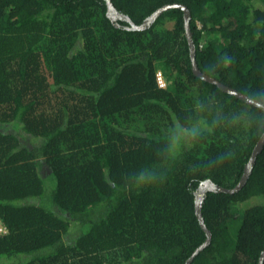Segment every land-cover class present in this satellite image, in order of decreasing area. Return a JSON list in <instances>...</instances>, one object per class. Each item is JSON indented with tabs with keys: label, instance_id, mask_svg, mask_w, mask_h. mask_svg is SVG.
Returning a JSON list of instances; mask_svg holds the SVG:
<instances>
[{
	"label": "trees",
	"instance_id": "trees-1",
	"mask_svg": "<svg viewBox=\"0 0 264 264\" xmlns=\"http://www.w3.org/2000/svg\"><path fill=\"white\" fill-rule=\"evenodd\" d=\"M110 1L137 26L185 6L201 73L264 104V0ZM260 110L194 73L180 9L134 31L105 0H0V264H187L207 241L197 195L240 183ZM177 118L212 130L169 161ZM201 213L212 241L191 264H260L264 146L247 184L208 192Z\"/></svg>",
	"mask_w": 264,
	"mask_h": 264
},
{
	"label": "water",
	"instance_id": "water-1",
	"mask_svg": "<svg viewBox=\"0 0 264 264\" xmlns=\"http://www.w3.org/2000/svg\"><path fill=\"white\" fill-rule=\"evenodd\" d=\"M106 3H107V7H108V17L113 21L115 22L116 20H126L130 26H131V29L136 31H145L147 30V28L153 24L164 12L170 10V9H180L184 12L185 14V22H186V32H187V38H188V42H189V46H190V51H191V57H192V61H193V65H194V73L202 78L203 80L207 81V82H210V83H213V84H217L220 89L230 95H233V96H236L237 98H240L241 100L253 105V106H256L260 109L264 108V104H262L261 102L257 101V100H254L252 98H248L242 94H240L239 92L231 89V88H228V87H225L223 86L222 84H220L218 81H216L215 79L213 78H210L204 74L201 73V71L198 69L197 67V64H196V61H195V57H196V48H195V45L193 43V38H192V33H191V29H190V25H189V21L191 19V14L189 12V10L185 7V6H182V5H172V6H166L162 9H159L157 12H155L151 17H149L146 22L142 25V26H137L136 24H134L128 17H124L122 15H118L115 11V8L113 6V4L111 3L110 0H105ZM263 146H264V135L261 137L259 143L257 144V146L255 147L254 151H253V154H252V157L250 159V162L248 163L246 169H245V172H244V175L240 181V183L237 185L236 188L232 189V190H228V189H224V188H221L217 185H215L211 180H208L204 183V186H202V188L200 189L199 191V194L197 195V200H196V215L199 219V222H200V225L202 227V229L206 232L207 234V241L206 243L200 247L192 256L191 259H189V261L187 262V264H191L194 260V258L196 256H198V254L200 252H202L204 249H206L210 244H211V241H212V235L210 233V231L208 230V228L206 227L205 225V221H204V218L202 216V213H201V208H202V202H203V197L205 196V194H207L208 192H214V193H226V194H229V195H233V194H236L238 193L246 184H247V181L253 171V167H254V164L256 162V158L258 156V154L262 151L263 149ZM260 264H264V253L262 254V257L260 259Z\"/></svg>",
	"mask_w": 264,
	"mask_h": 264
},
{
	"label": "clouds",
	"instance_id": "clouds-1",
	"mask_svg": "<svg viewBox=\"0 0 264 264\" xmlns=\"http://www.w3.org/2000/svg\"><path fill=\"white\" fill-rule=\"evenodd\" d=\"M204 106L201 105V109ZM264 114V108L260 110ZM241 115L238 114L231 118L230 122H237L241 120ZM217 123L222 122V118L218 115L215 117ZM212 129L209 126L208 119H196L191 124H185L180 119H175L174 125L167 129L165 132L166 136V146L164 149V155L169 161L176 160L185 145L189 142L194 141L205 134V132H210ZM163 179L157 173L152 171L141 172L140 180L144 184L159 182Z\"/></svg>",
	"mask_w": 264,
	"mask_h": 264
},
{
	"label": "rangeland",
	"instance_id": "rangeland-1",
	"mask_svg": "<svg viewBox=\"0 0 264 264\" xmlns=\"http://www.w3.org/2000/svg\"><path fill=\"white\" fill-rule=\"evenodd\" d=\"M198 25H199V27L201 28V24H199L198 23ZM165 27V26H164ZM161 29H163V27H161ZM205 34V39L206 40H209V41H215V38H220V36H219V34H213V35H211V36H209V35H207L206 33H204ZM160 63V62H159ZM160 64H162V63H160ZM159 64V65H160ZM159 76H161V78H162V80H163V85H162V88H164V89H166L167 88V90H169L170 92H172V93H175L176 92V89L171 85V84H169V81L167 80H165V78H164V76L162 75V74H158V78H159ZM159 84V83H158ZM159 87L161 88V86H160V84H159ZM190 95V96H189ZM189 95H182L183 96V98H182V103H185V101L187 102V104L189 105V100H190V98H192V100L194 101V99H195V97H196V94L194 93V92H192L191 94H189ZM0 225H1V227H2V231H0V239L1 238H3V237H5V236H7L8 235V230H7V228L3 225V223H2V221H1V219H0Z\"/></svg>",
	"mask_w": 264,
	"mask_h": 264
},
{
	"label": "built area",
	"instance_id": "built-area-1",
	"mask_svg": "<svg viewBox=\"0 0 264 264\" xmlns=\"http://www.w3.org/2000/svg\"><path fill=\"white\" fill-rule=\"evenodd\" d=\"M158 83L160 84V86H161V88H162L163 80H162L161 76H159V78H158ZM0 231H2V227H1V225H0Z\"/></svg>",
	"mask_w": 264,
	"mask_h": 264
}]
</instances>
